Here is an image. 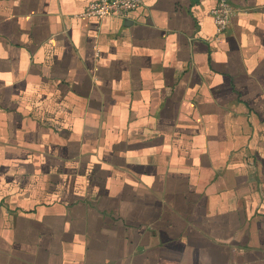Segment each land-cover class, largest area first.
Masks as SVG:
<instances>
[{
  "label": "crops",
  "instance_id": "0c3cea01",
  "mask_svg": "<svg viewBox=\"0 0 264 264\" xmlns=\"http://www.w3.org/2000/svg\"><path fill=\"white\" fill-rule=\"evenodd\" d=\"M0 0V264H264V0Z\"/></svg>",
  "mask_w": 264,
  "mask_h": 264
},
{
  "label": "built area",
  "instance_id": "2783aa9c",
  "mask_svg": "<svg viewBox=\"0 0 264 264\" xmlns=\"http://www.w3.org/2000/svg\"><path fill=\"white\" fill-rule=\"evenodd\" d=\"M210 16L215 26V39L219 40L227 31L234 14L230 0H215ZM141 6V0H91L84 15L95 18L126 19Z\"/></svg>",
  "mask_w": 264,
  "mask_h": 264
}]
</instances>
